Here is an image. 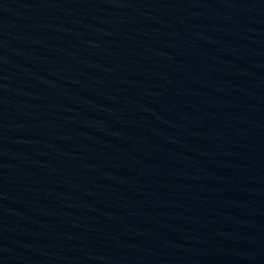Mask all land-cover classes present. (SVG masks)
Here are the masks:
<instances>
[{
	"label": "water",
	"instance_id": "obj_1",
	"mask_svg": "<svg viewBox=\"0 0 264 264\" xmlns=\"http://www.w3.org/2000/svg\"><path fill=\"white\" fill-rule=\"evenodd\" d=\"M0 264H264V0H0Z\"/></svg>",
	"mask_w": 264,
	"mask_h": 264
}]
</instances>
